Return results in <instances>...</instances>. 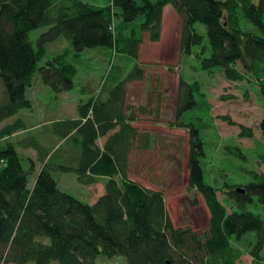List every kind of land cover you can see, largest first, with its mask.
Instances as JSON below:
<instances>
[{"label": "trees", "instance_id": "1", "mask_svg": "<svg viewBox=\"0 0 264 264\" xmlns=\"http://www.w3.org/2000/svg\"><path fill=\"white\" fill-rule=\"evenodd\" d=\"M105 2L101 6L100 0H0V85L5 95L0 125L32 108L27 91L36 76L56 93L70 92L78 74L68 60L71 54L79 58L86 49H119L125 37L112 29L113 19L126 26L142 18L141 30H155L153 39L157 40L168 4L185 17L181 45L187 55L203 42L194 30L200 23L208 37V45L198 55L202 69L218 68L228 80L240 82L245 80L238 69L240 63L264 95V0ZM45 27L48 31L37 40L31 38L33 31ZM60 37L71 47L46 60L45 45ZM140 44L132 39L128 45L135 59ZM142 71L136 65L125 79L114 80L118 84L107 100H101L102 91L85 86L81 93L91 99L79 108L80 119L57 123L54 135L60 140L71 137L78 145L77 166H58L50 160V150L33 137L28 147L36 150L43 166L30 188L34 162L25 170L16 146L0 147V264H97L100 257H122L128 264H201L203 258L212 257L219 264H237L240 253L231 241L249 232L256 241L252 246L254 262L264 264L263 221L246 210L254 197L264 205V174L254 173V180L243 188L228 187L229 199L236 204L228 214L216 188L205 183L201 166L205 151L199 132L193 121H184L185 113L197 106L196 96L202 94L199 83L180 80L176 118L180 126L190 128L188 185L198 190L211 212L205 243L190 230L174 228L163 192L129 179L130 140L136 134L132 124L137 117L125 112V89L126 83L142 77ZM18 122L1 130L0 139L22 128ZM119 126L104 147H99L97 142ZM261 130L264 136V120ZM241 136L251 138L252 132L245 130ZM54 170L74 173L85 186L105 177V195L94 205L82 202L59 189Z\"/></svg>", "mask_w": 264, "mask_h": 264}, {"label": "rangeland", "instance_id": "2", "mask_svg": "<svg viewBox=\"0 0 264 264\" xmlns=\"http://www.w3.org/2000/svg\"><path fill=\"white\" fill-rule=\"evenodd\" d=\"M100 3L101 6L107 4L105 0H100ZM182 15L173 4H168L163 10V24L157 40L153 39L155 30L154 33L141 30L142 18L126 26L121 25L120 19H113L112 29L120 33V37H125V42L122 41V46L115 50L104 47L86 49L79 58L71 54L68 60L76 66L78 74L70 92L56 93L43 83L40 76L35 77L27 91L32 108L0 125V131L17 121L23 125L22 129L0 139V147L12 143L22 148L21 163L25 170L31 161L34 162L30 188L43 166L38 161L36 150L28 147L30 139L35 137L44 144L51 152L50 160H55L58 166H77L78 145L71 137L60 140L54 135L57 123L80 119L79 108L91 99L90 95L81 93L85 86L90 84L97 92L102 91L101 100H107L110 90L118 84L114 80L125 79L139 65L145 70L142 77L126 83L125 89V112L137 117L132 124L136 134L130 140L133 152L129 161V179L150 190L163 192L174 228L190 230L201 237L202 244L205 243L211 212L198 190L188 185L190 128L180 126L176 118L180 80L190 84L197 82L201 85L202 94L196 96L197 106L185 113L184 121H193L204 143L205 156L201 159V166L205 172V183L216 188L222 206L228 214L233 213L236 204L229 199L228 187L243 188L254 180V173L264 174V136L261 130L264 95L240 63L238 69L245 75V80L240 82L228 80L218 68L212 71L202 69L198 55L208 45V37L205 26L200 23L194 25V30L203 37V42L193 46L191 55H187L181 45L185 19ZM48 29L33 31L31 38L37 40ZM132 39L141 41L138 59L128 51ZM45 47L48 60L62 54L71 47V43L60 37ZM4 102V90L0 85V104ZM119 130L120 126L102 137L97 142L98 146L103 148L104 143ZM245 130L252 132L251 138L241 136ZM52 176L61 191L91 205L96 204L106 192L108 179L105 177L85 186L77 181L74 173L66 170H54ZM194 199L196 203H193ZM246 210L261 219L264 225V205L255 197L253 202L246 204ZM254 243L252 232L240 240L233 238L231 246L240 253L237 264H255L252 256ZM97 264L128 263L122 257H100ZM201 264L219 262L211 257L203 258Z\"/></svg>", "mask_w": 264, "mask_h": 264}, {"label": "crops", "instance_id": "3", "mask_svg": "<svg viewBox=\"0 0 264 264\" xmlns=\"http://www.w3.org/2000/svg\"><path fill=\"white\" fill-rule=\"evenodd\" d=\"M137 120V119H136ZM135 120V121H136ZM18 122V121H17ZM17 122H15L14 124H16ZM18 123H21V122H18ZM13 124V125H14ZM11 126V125H10ZM23 128V127H22ZM22 128H19L18 130H20V129H22ZM17 130V131H18ZM20 150H22V148H20V147H16V151H17V153H18V155H19V157L21 158L22 157V155H21V153H20ZM23 151V150H22ZM21 160H22V158H21ZM23 162V161H22ZM40 172V170L38 171V173ZM38 175V174H37ZM37 175H36V177H37Z\"/></svg>", "mask_w": 264, "mask_h": 264}, {"label": "water", "instance_id": "4", "mask_svg": "<svg viewBox=\"0 0 264 264\" xmlns=\"http://www.w3.org/2000/svg\"><path fill=\"white\" fill-rule=\"evenodd\" d=\"M237 191H239V192H240L241 190H239V189H238ZM241 192L243 193L244 191H241ZM167 264H171V263H170V262H168Z\"/></svg>", "mask_w": 264, "mask_h": 264}]
</instances>
